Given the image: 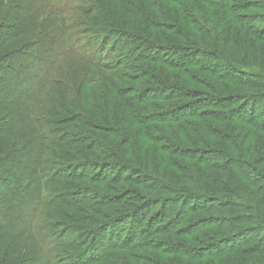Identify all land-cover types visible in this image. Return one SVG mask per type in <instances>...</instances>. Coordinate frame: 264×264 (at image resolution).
I'll list each match as a JSON object with an SVG mask.
<instances>
[{
    "label": "trees",
    "instance_id": "obj_1",
    "mask_svg": "<svg viewBox=\"0 0 264 264\" xmlns=\"http://www.w3.org/2000/svg\"><path fill=\"white\" fill-rule=\"evenodd\" d=\"M160 1L0 0V264H8L6 257L17 240L29 235L36 244L18 264H93L105 261L116 250L152 246L151 237L156 230L184 236L189 234L186 229L194 232V228L199 230L197 236H188L205 243L196 248L174 242L182 254L191 258L224 257L226 260L221 259L219 264H264V61L248 64L238 57H229L218 47L212 48L210 54L201 49L202 42L191 37H183L187 46L163 45L159 40H169L164 38L163 31L160 35L153 32L156 27L161 28L159 22L167 20L172 27L181 29L179 22L183 19L168 12ZM198 1L193 6L188 0H163L169 6L185 2L182 9L187 13ZM201 1L206 9L227 14L243 6L264 11V0L242 4L232 3L233 0ZM250 17L260 25L248 28L247 20L232 23L240 25L247 42L253 38L264 43V14ZM120 36L127 40L124 47H129L125 59L121 58L123 50L116 45ZM164 46L177 58H170L167 53L159 58L157 52ZM248 49L252 51L251 47ZM117 57L119 61L111 65L109 61ZM208 58L212 61L204 63ZM72 60L89 67V76L97 79L105 68L124 66L131 60L140 62L137 68L146 73L148 81L135 76L133 87L149 91L140 90L134 95L138 105L130 99L132 91L121 86L117 89L111 76L102 77L106 85L101 84L96 95L102 99L105 87L109 86L111 91L107 93L121 95V106L130 114L124 120L138 121L134 129L121 132L118 115L106 120L104 114L92 111L95 90H87L84 95L82 86L87 74L79 83L71 70L75 65ZM236 64L251 69L236 77L231 73ZM165 66L176 73L167 74ZM192 66L215 80V92L207 94L204 87L183 85L182 82H188L184 81V70ZM228 77L255 91H221V82ZM207 86L212 89L211 83ZM156 97L163 103H154ZM155 105L161 110L157 117L162 121L180 122L204 115L235 121L244 128L240 136L249 142L247 151L241 150L230 132L225 135L230 141L228 147L213 142L214 146L209 144L210 153L198 151L203 156L201 160L192 149H181L193 157L198 167H184L185 179H175L174 170L164 173L162 167H156L153 157L144 159L134 151L136 137L151 139L149 121L155 115L149 109ZM84 106L92 111L95 128L109 129L111 135L102 144L89 143L93 133H80L81 128L92 125ZM105 121L111 124L110 128L99 125ZM124 133L128 145L122 153L118 152V145ZM172 144H164L161 160L172 156ZM259 149L262 155L256 157ZM117 155L125 161L117 163ZM87 156L90 158L84 159ZM174 164L181 165L176 160ZM97 168L108 173L112 169L117 171L103 176L98 173L96 181L116 193H101L99 201L85 193L91 195L100 189L79 185L97 174L88 172ZM124 181L140 186L141 190H127L121 184ZM115 182L118 186L113 185ZM152 189L160 195L150 196L148 190ZM125 191L133 193L138 203L122 204L119 194ZM150 200L157 202V206ZM146 202L148 211L144 212ZM84 204L92 208L80 207ZM93 206H100L102 211H95ZM152 206L156 214L150 210ZM68 207L78 210L69 211ZM58 208L59 212L53 211ZM93 211L99 218L92 215ZM57 213L64 218L59 219ZM151 215L153 222L143 227ZM156 220L162 221L154 227ZM124 223L127 227L122 228ZM122 238L124 241L120 242Z\"/></svg>",
    "mask_w": 264,
    "mask_h": 264
},
{
    "label": "rangeland",
    "instance_id": "obj_2",
    "mask_svg": "<svg viewBox=\"0 0 264 264\" xmlns=\"http://www.w3.org/2000/svg\"><path fill=\"white\" fill-rule=\"evenodd\" d=\"M249 1H255V0H233L232 3L242 4L244 2H249ZM188 2L194 6L196 0H188ZM204 3L205 2H202L201 0L198 1L197 5L194 8L190 9L188 13L187 11H185L186 12L185 13L183 12V9H182V7L186 5L185 2H183L182 5L175 3V4H170L169 6V5H165V2L161 0L159 4L161 6L163 5L164 8L167 9L168 12L172 11L174 12V16L182 17L183 20H181V22L178 21L177 17H175V20L176 22H179L183 27L181 28L182 30L176 29L172 27L173 25L172 22L167 21V20H164V21L159 20L160 21L159 25H162V26L161 28L156 27L153 30V32L160 35V33L163 31V33L165 34L164 38L169 39L167 42H162L160 40L159 42L163 43V45L175 44V45L187 46V43L184 42L183 37H191L193 39H197L200 42H202L201 44H199V46L201 47L202 50L210 51V54L213 53L211 52L213 50L212 48L218 47L220 48V50H223L224 52L228 53L229 57H238L239 60L240 59L246 60L248 64H254V63L260 64L261 62L264 61V43L259 42V41H254L253 38L249 39L247 42L246 33L243 30H241V28L239 27L240 25L236 23H232V20L233 21L240 20L239 22H243L244 20H247L246 23H248L247 25L248 28H250L251 26L257 27L260 24H258L255 20H252L253 18H251L250 15H253L255 13L264 14V11L257 10V9H249L247 7L245 9V7L243 6L241 10H236L232 14L231 13L227 14L226 12H223L221 10L210 11L209 9H206V4ZM239 15H244V16L238 17ZM222 16H223V19H222ZM235 18H238V19H235ZM137 21L139 25L142 24V23L140 24L141 18H138ZM216 37H219V38H216ZM117 39H118L116 40V42H118V44H116L117 47L120 48V51L121 49L123 50L122 51L123 54L121 58L125 59L124 53H126L129 48V47H126V48L124 47V44L126 43L127 40L126 38H123V36H120ZM173 41H177V42H173ZM139 47L140 46H137V49ZM248 47H251L252 51L249 50ZM165 50H166L165 46L162 47L160 52H157V56L160 55L158 57L161 58L162 56L168 54L170 55L169 56L170 58H174V59L177 58V56H173L172 54H169L167 52L168 50L167 51ZM174 50L178 51V49H174ZM155 54L154 56L157 57ZM118 58L119 57H117L116 59L114 58L113 60H110L109 63L112 65L118 62L119 61ZM208 59L209 60L208 61L205 60L204 63H209L210 61H212L211 58H208ZM74 61L75 60H72V62L75 63V65H73L71 70L73 71V74L76 75L75 79L79 83L82 80H84V77L87 74L85 78L86 82L85 84L83 83V86H82V89H84V92H83L84 95L88 93L87 90L89 92L91 91V93H92V90H95L93 92V96L95 98H93L90 95L91 98H93V101L91 102L92 111L96 114L97 112H100L101 115L104 114V117H108L106 120H110L109 116L118 115V118H119L118 127L122 128L121 132L122 131L124 132V130L126 129L127 130H130L132 128L134 129L138 121L124 120L125 117H127V115H130V114L127 113L126 111L127 108H125L124 106L123 107L121 106V103L123 102L121 95L119 97L117 96L115 92L113 94L107 93L108 90L111 91L109 84H107L109 86V89L108 87H105L106 91L105 93H103L102 99L97 98L96 95H97V92L99 91L98 89L100 88L101 84L106 83V81L103 80L102 77L104 78V77H110V76L117 83V89L118 87L121 86L123 88L127 87V89H130L132 91L131 98H130L131 100H135L134 95L137 96V93L140 90L149 91L145 87H139V86L133 87V85H136L133 83V80H132L135 76H140L141 78H143V81L145 82L148 81L146 77V73L139 71L137 68L138 65H140L139 64L140 62H134L131 60L126 63L127 66H125L126 65L125 64L124 66L119 65L114 68H109V69L105 68L104 71L102 72L103 74L101 78L97 79L95 78L96 76L94 75L89 76L90 74H92V73H89V71L92 72L89 69V67H87L85 64L81 63L80 61H77V60L75 62ZM160 65H163V64H160ZM166 67H167L166 71H169L167 74L172 73V72L176 73L175 71L170 72L171 68L168 66H165V68ZM188 69L189 70H184L186 75L188 76V77L184 76V81H188V82H182L183 85H187L188 83L189 85L193 86L194 89L204 87L205 88L204 92L207 94H212L213 92H215L213 90L216 84L215 80H212L211 78L206 76L204 73L200 72L194 66L189 67ZM249 69H251L249 66H243V64L242 65L236 64L235 71L232 70L231 73L233 74V76L235 75L236 77H240V76L246 75V73L243 72L244 70L248 71ZM179 72L181 71L179 70ZM201 80L205 81L206 84L204 83L205 84L204 85ZM207 83L212 84V86H210L212 87V89L209 88V86H207ZM239 83H240L239 80L231 79L230 77H228L226 80H222L221 84H223L224 90H221V91L229 92V93L234 92L235 94L255 91L254 89L242 86ZM149 85H153V84H149ZM142 88H145V89H142ZM156 101L157 103H161V104L163 103L161 100L157 99V97L155 98L154 103H156ZM135 103L137 104L138 102L135 100ZM87 107H85V111H86L85 114L87 115V111L89 112L88 114L90 115V118L92 120V123H91L92 125L91 127L85 126L81 128L80 133L87 131L88 136L91 133H93V137H92L93 139H91L93 141L89 143L96 142V143L102 144L103 142L106 141L107 135L108 136L111 135L110 133L107 132L109 129L105 131V130H98L100 128H95L97 125L96 120L95 119L93 120L94 116L92 114V111ZM149 110H151V114L154 113L155 115L153 119L151 118L152 120L149 121L151 122L149 124L151 126L148 128V132L151 133V139L148 140L147 138L145 137L143 138V136H140V135L139 137H136V141H134V144H133L135 154L144 159H147L148 157H153L156 167H159V168L162 167L163 169L162 171L164 173L174 170L176 173L175 179L179 177H183L185 179V177L187 176L186 173L184 172L186 171L185 170L186 167H191L192 169H195L196 167H198L197 162L194 159H191L193 157L188 156L189 154L183 152L181 149L183 150L186 148L192 149L191 152L196 153L199 159L201 160V157L203 156L198 151L201 152L203 150H207L208 153H210L209 151H211L212 149L210 150L209 147H211V145L214 146L212 144L213 142H221L223 143V146L228 147V144L230 143V141L227 138H225V135L226 133L229 134L230 132L231 135H235L234 142L237 141L239 143L241 150L247 151L249 142L245 141V139L244 140L241 139L242 131H243L242 129L244 128L240 127V125L235 121L233 122L232 120L228 121L226 119H222V120L215 119L214 117H211L210 115H204L203 117H200L197 119L196 118L195 119L184 118L180 122L162 121L161 120L162 118L157 117V116H161L160 114H158V111H161V110L157 109V105L151 107ZM149 113L147 112L148 115ZM99 125L103 127H107V128H110L111 126V124L107 123L106 121L100 123ZM246 130H247L246 133H248L249 131L248 127H246ZM240 133H241V136H240ZM86 135H87L86 132L83 133V136H86ZM252 136L253 135L249 137H252ZM257 137L259 138V136ZM119 139L120 140H119V145H118L119 147L118 152L122 151L123 153L126 151V147L128 145L127 142H125L127 141L128 137L124 133V135L120 136ZM204 141H206V143ZM146 142H149L148 146H146ZM171 142H174V144H172V148H174L175 150L173 151L172 156L168 157L167 155L166 160L164 159L163 161L161 160V155H162V152L164 153V150H163L164 144L169 145V143ZM209 144L211 145L209 146ZM156 151H157V154H156ZM118 152L117 154L119 155ZM251 153L248 154V158L249 156L251 157ZM257 154L255 155L256 157L262 155L261 149H259ZM118 155L116 159L117 163L119 161L120 162H122L123 160L125 161L124 157L118 158ZM252 155L254 156V154ZM171 157L174 160H172ZM89 158L90 157L87 156L84 159H89ZM175 160L178 161L179 164L181 165H178V164L175 165L174 164ZM102 171L103 169H100V168L94 169L93 171L90 170L88 172H90L91 174L93 172H97V174L91 176L89 180H84V181L79 182V185L81 184L80 185L81 187L85 186V187L90 188L91 186L92 188L100 189L91 195H89L88 192L85 193L86 197L87 196L89 198L96 197L97 199L96 198L95 199L99 201L100 197L98 195H101V193L116 194L115 192L113 193L111 192V190L106 189L105 186H102L104 184H101L96 181L95 178H97V175H99ZM116 172H117L116 169H112L109 173L102 172V176L113 174V173L115 174ZM93 179H95V181H93ZM121 184H124L123 187H125L129 191L137 190L139 192L141 190L140 186H137V185L133 186L134 184L132 183L128 184L127 181H124ZM113 185L118 186V183L115 182L113 183ZM148 191L149 193H151L150 196L160 195L159 192H156L153 189L151 191L150 190ZM144 193H148V192L146 191ZM119 195L122 196L121 197L122 204L138 203L137 201L138 199L133 195V193H128L125 191L123 193H120ZM152 201L153 200H150V203L154 205V207L157 206V204H155L157 202H154V201L152 202ZM146 204L147 202L144 203L142 207V211L144 212L148 211V210L146 211L147 207L144 206ZM80 207H82L83 209L87 208V210L92 208V206L89 207L87 204L81 205ZM154 207L152 206L150 210L154 211L155 210ZM93 208L97 212L102 211L100 206H93ZM68 209L69 211H74V212L75 211L77 212L78 210V208L74 209V207H68ZM53 211L59 212L60 208H58V210L53 209ZM95 211H93L92 215L95 216L96 218H99V215L95 213ZM154 214H156L155 211H154ZM58 216H60L59 219H61V217L64 218L65 215H62L60 213L58 214ZM152 216L153 215H151V218L148 219V222L143 224V227H147L150 223L153 222L154 217ZM128 221L129 220H126V222ZM161 221L162 220H156L155 223L153 224L154 227L157 226L159 223H161ZM75 222H79V224L83 223L80 220H76ZM125 223L123 225L121 224L122 228L127 227ZM122 228H120V230ZM179 229L180 228H178V230ZM194 229H195L194 232H191V229L189 230L186 229L185 233H189V234L196 233L197 234L199 230L197 228H194ZM162 231L163 230H161V232L160 231L158 232V230H156L155 233L152 235L151 237L152 246L149 245L147 247H142V248L116 250L113 256L107 258L105 261H95L93 264H219L221 262V259H224V257L222 256L220 257L201 256L197 258L196 257L191 258L188 255H184L182 254V252H179L181 248L176 247L173 244L174 242H182V244L184 245L188 244L192 247L198 248L201 246L203 240L202 239L200 240V238H195V241H194L193 239H194V236H197L196 234L194 236H188L189 234L184 235V236L182 235L175 236V235L169 234L168 232L164 233ZM123 241L124 240L122 238L120 242H123ZM162 242L164 243L163 245H161ZM35 244H36L35 238L30 235L29 237L27 236L25 238H21L17 240V244L14 246V248H12L13 251H10L11 255L8 254L6 257L7 263L8 264H18L17 261L23 255H25L26 252H28L30 248L32 249V247H34Z\"/></svg>",
    "mask_w": 264,
    "mask_h": 264
}]
</instances>
